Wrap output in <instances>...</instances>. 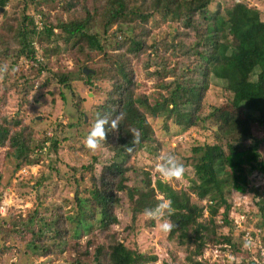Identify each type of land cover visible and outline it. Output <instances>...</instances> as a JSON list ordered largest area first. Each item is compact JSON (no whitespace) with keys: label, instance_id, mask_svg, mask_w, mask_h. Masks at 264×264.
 <instances>
[{"label":"trees","instance_id":"1","mask_svg":"<svg viewBox=\"0 0 264 264\" xmlns=\"http://www.w3.org/2000/svg\"><path fill=\"white\" fill-rule=\"evenodd\" d=\"M14 1L25 2L26 12L28 9H37L46 0H0V12ZM138 1L140 3L137 2V6L133 5L131 0H95L93 11L83 7L84 15L81 14L71 21L58 20L56 26L46 25L40 32L37 31L28 11L17 21L18 27L14 29L12 41L20 47L19 56L25 55L30 61L42 65L37 61L36 52L32 47L36 40L54 45L56 50H59L60 44L72 45L73 51L88 60H93V56H102L105 63L101 71L104 75L100 76L98 71L93 70L88 75L86 69L80 68L77 72L80 77L76 79L82 78L85 84L91 85L97 76L96 83L99 84L100 90L104 82L109 81L111 88L107 94L108 102L107 105L101 106L102 110L98 114L109 120L120 113H123V116L118 121L117 129H109L105 135L104 143L108 150L114 153L113 161L103 169L100 187L92 190L91 197L84 199L76 194L75 205L79 208L76 216L64 217L60 209L44 207L42 215L35 211L27 218L3 219L0 222V231L7 237L21 242L30 236L27 248L34 253L43 250L44 254H48L51 253V248L62 252L64 240L67 238H85L96 228L107 230L117 222L113 211L120 200L115 194L128 191L130 198L139 195L140 198L133 202L137 209L135 214L138 216L143 214L145 209L154 208L160 202L157 201L159 193L172 201L174 212L167 218L175 227L169 232V240L177 239L179 245L187 249L185 264H205L200 260L209 236L224 237L225 245H229L231 250L237 245L238 250L244 254L242 264H255L251 260L252 256H260L261 253H249L247 250L250 246L246 240L248 231H239L238 222L234 223L230 218L231 206L226 197L232 196L233 193H249L250 176L257 172L264 176V161L261 160L264 137L259 139L254 131L255 127H258L264 133L262 12L241 0H234L230 7L220 6L215 11L211 9L215 0ZM76 7L77 5L69 4L67 10ZM76 12L77 9L74 13ZM156 18L163 22L182 24L186 30L196 34V42L190 50L202 66V82L201 85L172 83L171 96L163 103L149 107L143 97H136L139 82L131 67L130 57L139 58L146 48L149 49L145 40L146 33L136 31L140 27L148 26ZM114 27H117L115 32L112 31ZM55 30H58V33H55ZM40 70H44V67ZM192 71L197 70L193 69L191 73ZM73 76L74 74L67 73L57 78L69 87L67 82ZM157 76L161 81L166 78L164 73H158ZM212 80L221 82L232 98L226 105L214 107L207 116L201 118V102ZM146 111H149L153 118L161 116L173 120L174 125L181 128L177 135L193 130L200 122L207 121L211 126L215 142L192 147L188 162L193 168L195 180L188 190H175L162 180L156 182L155 188L151 187V182L148 185L146 183L145 190L137 187L138 191H132L127 186L130 173L127 164L132 156L157 142ZM96 117L97 115L94 118ZM19 125L17 122L13 126H6V123L0 122V148L9 145L15 149L13 154L7 153L5 157L11 160L12 155H16L17 169L34 163L30 159L33 150L24 139L31 135L26 136L21 132H13L11 135V128H17ZM131 129L139 130V143H132ZM48 141L54 150H57L59 141L54 138L47 139L43 145ZM153 196L155 200L150 202ZM195 200L211 205L212 213L208 221H201L207 209L202 206L198 208L194 204ZM255 202L261 216L257 230H261L264 229V196L255 198ZM222 208L223 220L222 224H219L216 218ZM210 210L208 207V211ZM97 220H100V224L94 228ZM248 223L247 219L246 226H250ZM224 228L228 229V234L220 235L219 230ZM251 236L255 238L252 233ZM236 237L240 238L242 243H237ZM261 237L264 244V235ZM45 240L49 241V244H43ZM88 246H94V243L89 241ZM253 249L258 250L259 247L254 245ZM85 256L89 257L90 253L87 251ZM156 262V255L130 249L114 236L109 238L108 245L97 247L93 257L95 264ZM72 264L88 263L76 259Z\"/></svg>","mask_w":264,"mask_h":264},{"label":"rangeland","instance_id":"2","mask_svg":"<svg viewBox=\"0 0 264 264\" xmlns=\"http://www.w3.org/2000/svg\"><path fill=\"white\" fill-rule=\"evenodd\" d=\"M94 1L46 0L37 9L27 11L40 32L46 25L56 26L58 20L71 21L84 15L83 7L93 11ZM131 1L137 6L140 3L138 0ZM241 1L258 8L264 21V0ZM233 2L234 0H215L211 9L215 11L220 6L227 8ZM69 4L77 7L68 11ZM76 9L77 12L74 13ZM27 11L25 12V2L14 1L0 12V122L6 123V126H13L17 122L20 124L17 128H11V135L13 132L31 135L24 139L33 150L30 159L31 162L34 161L32 165H23L17 169L16 155H12L11 160L5 157L7 153L13 154L15 149L9 145L0 148V222L10 217L27 218L35 211L42 215L44 207L60 209L64 217L76 216L79 209L75 205L76 194L84 199L91 197L92 190L100 187L103 169L111 164L114 157V153L105 144L94 153L84 146V138L95 121L94 117L102 110V105H107L111 83L105 81L100 90L96 83L97 76L91 85L85 84L82 78L76 79L80 77L77 74L80 68L86 69L88 75L92 70L98 71L100 76L104 75L101 71L104 58L93 56V60H88L73 51L72 45L60 44L59 50H56L54 45L37 40L32 47L37 61L42 65L30 61L25 55L19 56L20 47L14 44L12 36L14 29L18 27L17 21ZM153 20L148 26L136 31L146 33L145 40L149 49L146 48L139 58L130 57L131 67L139 82L136 97H143L149 107L163 103L171 96L172 83L201 85L202 82V66L190 50L196 42V34L186 30L182 24L163 22L159 18ZM112 31H117V27ZM54 32L58 33V30ZM41 67L44 70L41 71ZM193 69L197 70L192 71L195 76L191 73ZM67 73L74 74L67 82L69 87L57 78ZM158 73H164L166 78L161 81ZM204 95L201 118L207 116L214 107L226 105L232 98L225 86L216 80L210 82ZM146 112L157 142L132 156L127 164L130 167L127 186L132 191H138L137 187L145 190L146 183L148 185L151 182V187L155 188L156 182L162 180L175 190H188L195 180L193 168L188 162L192 147L215 142L211 126L207 121L200 122L193 130L177 135L181 128L174 125L173 120L161 116L153 118L149 111ZM254 131L259 139L264 137L258 127ZM53 138L59 141L57 150H54L49 141L43 145L45 140ZM169 154L176 156L184 165L185 172L180 179L164 181L155 165L158 157ZM261 154V160L264 161V149ZM161 196L157 193V201H160ZM260 196H264V176L257 172L250 176L249 193H233L226 197L231 206L230 218L234 223L238 222L239 231L248 230L255 235V230L259 229L261 216L255 198ZM115 197L120 200L113 211L117 222L107 230L96 228L85 238H67L62 252L51 248V253L48 254H44L43 250L34 253L27 248L30 236L21 242L0 231V264H72L76 259L95 264V249L100 245H108L111 236L130 249L156 255L158 262L152 264H185L187 249L180 246L177 239L169 240V233H163L159 229V223L164 217L148 219L143 214L136 216L137 209L133 202L140 198L139 195L130 198L129 192L125 191L115 194ZM154 200L155 196L150 202ZM194 204L198 208L202 206L207 209L201 221H208L212 213L211 205L197 200ZM223 214L224 208L216 218L219 224H222ZM247 219L250 226H246ZM99 224L100 220H97L94 228ZM73 228L75 229V225ZM261 230L264 235V229ZM219 234L227 235L228 229L219 230ZM89 241L94 246H88ZM236 242L242 243V240L236 237ZM43 244L47 245L49 241L45 240ZM228 246L224 243V237H207V245L200 261L205 264H242L244 254L238 250L237 245L232 250ZM87 251L90 253L89 257L85 256Z\"/></svg>","mask_w":264,"mask_h":264},{"label":"clouds","instance_id":"3","mask_svg":"<svg viewBox=\"0 0 264 264\" xmlns=\"http://www.w3.org/2000/svg\"><path fill=\"white\" fill-rule=\"evenodd\" d=\"M123 113L118 114L115 118L109 120L105 116L97 114L95 121L92 123L89 132L84 138V146L90 152H96L104 146L106 131L117 129L118 121L122 118ZM107 126V127H106ZM132 143H139L140 132L137 129H131ZM156 171L160 174L164 181L170 179H180L184 172V165L179 162L174 155H167L158 157V162L155 165ZM160 202L151 209H145L143 215L148 219H156L164 217L159 223V229L163 233H169L173 230L175 225L168 219L174 209L172 208V201L165 198L163 195L159 198Z\"/></svg>","mask_w":264,"mask_h":264},{"label":"built area","instance_id":"4","mask_svg":"<svg viewBox=\"0 0 264 264\" xmlns=\"http://www.w3.org/2000/svg\"><path fill=\"white\" fill-rule=\"evenodd\" d=\"M248 231V230H247ZM246 240L247 244H249V248L247 249L249 253L259 252L260 256L253 255L251 260L254 261L255 264H264V244L261 240L262 231L261 230H255V238L251 236V232H247ZM256 245L259 247L258 250H254L253 246ZM249 261V260H248Z\"/></svg>","mask_w":264,"mask_h":264}]
</instances>
